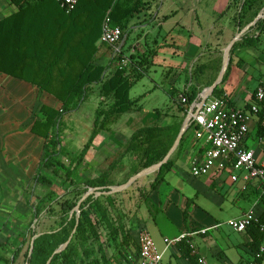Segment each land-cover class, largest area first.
<instances>
[{"label": "crops", "instance_id": "1", "mask_svg": "<svg viewBox=\"0 0 264 264\" xmlns=\"http://www.w3.org/2000/svg\"><path fill=\"white\" fill-rule=\"evenodd\" d=\"M26 3L28 0H0V20L17 13L20 6ZM210 3L206 0H151L149 11L152 15L140 28L144 30L143 35L149 32L151 39L147 46L156 50L151 67L161 69L165 84L162 87L156 84L149 87V94L143 100L153 97L155 104L167 103L171 100L167 89L177 78H181V82L183 78V83L180 82L182 92L189 91L187 86L190 85L191 78L186 76L189 71L187 66L191 61L203 60L201 50L206 43L205 26L197 10L207 8ZM229 6L230 3L224 11ZM135 28L136 25H133V31ZM127 46L124 41L122 50L125 51ZM148 47L146 50L141 48L140 52H136L134 48L128 54L141 55ZM100 57L103 55L97 53L96 60ZM239 57L231 59L230 53V73L221 86L229 91L230 106L247 109L253 101L254 90L264 84V72L260 73L257 85L253 89L248 88L254 77L243 68L246 67V61L241 55ZM234 66L238 69L235 72L231 70ZM181 72L184 73L183 76ZM194 84L195 81L191 84L192 88ZM199 100L200 93L195 103H199ZM42 105L59 109L61 102L53 95L41 91L36 84L0 72V189H3V203L7 202L14 182L22 183L24 178L34 180L42 168L45 139L32 131L34 123L43 119L40 112ZM185 110L187 112L186 108ZM248 127L243 145L252 149L258 160H262L264 142L260 140L262 133L256 117L249 122ZM190 129L186 130L180 148L177 146L170 156L172 164L155 188L151 190L157 171L139 177L126 189L116 192L123 194L117 197L115 206L126 207L131 201L134 202L132 217L122 218L121 221L131 223L137 228H146L160 251L165 249L164 239L170 240L185 233L189 234L179 244L164 252L163 264H193L184 255L180 247L182 243L190 248L197 259L204 258L207 264H264V251L259 258L256 257L260 248H264V231H261V236L250 228L244 232H235L227 225L230 219L248 212L257 215L260 220V215L264 212V196L261 195L258 180H245L243 173L232 170L230 165L220 170L213 168L206 175L192 176L190 164L203 155L204 146L195 137L196 128L193 126ZM99 133L96 132L85 152L87 166L90 161L91 168L97 163L93 160V154L98 147ZM59 139L61 141L60 136ZM110 147L103 145L101 152L99 151L102 159L106 157ZM125 158L124 156L114 168L106 186L124 184L141 170V167L140 170H135L134 165L129 167L126 164L125 168L120 169L123 176H115ZM112 161L106 162L101 172L89 178H96L104 173ZM32 170L36 172L32 174ZM59 174L60 171L57 175ZM130 233L133 242L125 250L128 256L131 251L136 254L138 249L137 234H133V230ZM110 251L113 254L114 250ZM124 258L119 260L118 256H114L110 259L107 256V263L129 264V259Z\"/></svg>", "mask_w": 264, "mask_h": 264}, {"label": "trees", "instance_id": "2", "mask_svg": "<svg viewBox=\"0 0 264 264\" xmlns=\"http://www.w3.org/2000/svg\"><path fill=\"white\" fill-rule=\"evenodd\" d=\"M150 7L151 0H79L76 9L66 14L54 0H28V3L20 6L17 13L0 20V72L36 84L41 91L53 95L61 102L59 109L42 105L40 112L43 119L36 121L32 127L33 132L45 139L42 169H52L53 175L64 170L65 177L62 183L69 182L74 189L79 190L80 195L86 189L106 187L108 178L125 156L129 146L110 163L104 173L96 178L86 179L83 182L86 189H82L81 185L75 183L72 178L76 166L66 167L58 160L61 144L58 128L61 116L78 109L95 85L100 87L99 92L104 98L112 100L107 110H102L101 104L96 109L92 134L82 149V154H85L98 130L106 129L108 124L120 115L140 108V101L148 92L136 98H131L129 92L138 81L147 75L156 55L155 48L148 47L147 51L141 55L130 54V64L126 67H120L121 56L113 52L107 64H97L96 54L100 44L102 22L108 10H110L109 16L112 24L121 29V42L123 43L128 38L131 22L139 15L147 14ZM257 29L259 32L257 35L245 33L242 36L241 47H252L259 42L260 34L264 32V19L257 22ZM235 48L234 44L231 54ZM121 53L124 54V51L121 50ZM231 62L232 60L229 62L222 82L227 77ZM213 95L221 96L218 87L214 89ZM183 97L190 106L199 99V93L195 89L184 91ZM262 109L264 111V106ZM191 127H193L192 121L188 129ZM259 131L262 133L261 129ZM186 132L178 148L182 145ZM136 137L137 135H133L131 143ZM156 145L147 150L141 169L160 162L170 148L163 147L161 143ZM230 163L229 160L226 165ZM171 164L170 157L157 171V177L151 185V190L163 179L164 173ZM34 179L38 183L50 182V179L42 175L41 171ZM46 198L43 199L46 200ZM43 199L33 207L36 226L39 222ZM106 199L109 206L114 204L111 194H106ZM77 203V195L58 202L59 227L38 235L32 243L30 256L28 252L31 244L27 245L24 253L25 263L46 264L52 256L49 264H82L76 261L78 245L100 238V234L96 232L98 221L92 220V213L99 210L105 218L108 211L106 207H102L99 197L95 198L91 195L81 203L79 215L76 218L75 212L72 215L70 212L74 210ZM76 219H78L77 227L69 244L62 252L53 255V252L69 238L75 227ZM260 220L264 225V212L260 215ZM249 228L258 235H262L259 224H254ZM116 230L117 226L112 228L113 232H117ZM31 232V237H34L36 235L34 230L31 229ZM74 239L78 242L74 243ZM26 243V239L23 238L9 258L1 252V249L6 248L7 242L0 243V264H18L17 261ZM180 247L184 255L193 264H197V258L191 253L190 248L184 243ZM98 249L101 250L100 245ZM101 259H103L102 264H107L103 254ZM93 264H100V261L95 259Z\"/></svg>", "mask_w": 264, "mask_h": 264}, {"label": "rangeland", "instance_id": "3", "mask_svg": "<svg viewBox=\"0 0 264 264\" xmlns=\"http://www.w3.org/2000/svg\"><path fill=\"white\" fill-rule=\"evenodd\" d=\"M206 1L211 2L210 5L205 9L197 10L206 31V43L201 50L204 58L202 61H191L187 66L188 68L186 67L187 71L189 69L186 76L188 79L191 78V83L187 86V90L190 91L194 88L200 94L217 79L222 69L223 55L227 45L240 30L245 28L248 24L253 23L258 14L264 11V0ZM229 3V9L224 11ZM223 11L224 14H222ZM151 15L152 13L149 11L147 14L139 15V17L131 22L128 38L126 39V44L128 46L124 51L125 53L128 54L130 50L134 48L136 52H140L141 48L146 50L151 37L149 36V32L143 35L144 30H141L140 27L141 24L150 19ZM260 20L263 19H259L258 21ZM257 22L250 26L247 33L251 35L259 34L257 31ZM133 25H136V30L134 31ZM99 43L97 53L100 56L103 55V57L96 60V63L107 64L113 50L106 44H102L100 41ZM240 43L241 40L235 43L236 48L231 54V59L233 57L240 58L239 56L241 55V58L246 61V67H243L241 62L238 61V63L240 68L243 67L247 69L248 73L253 75V80L248 84V88L253 89L257 85V79L260 73L264 72V32L260 34L259 42L255 46L245 48L241 47ZM231 70L235 72L238 69L234 66V68L231 67ZM229 73L230 72H228L227 76ZM183 75L184 73L181 72V76ZM163 79L165 80L159 67H150L147 71V75L130 89L129 96L131 98H136L148 92L149 87L154 84L162 87L165 84ZM180 79L181 78H177V80H174V84L167 89L168 93L171 95V100L167 101V103H162L161 105L155 104V98L148 97L140 101L139 109L120 115L109 123L105 130H102L104 131L103 133L101 130L97 131L100 133L98 136V147L93 154V160L97 161L94 168L90 167V161L88 162L89 166H87L86 153L82 154V149L92 133L96 109L101 104V109L107 110L112 100L104 98L99 92L100 87L95 85L91 88L87 98L78 109L62 114L58 128L62 143L58 153V160L66 167L76 166V170L72 175L75 183L81 185L82 189H86L83 182L89 177L97 174V172H101L106 162L116 159L127 146L129 147L125 152L126 158L123 160L119 169L117 168L118 171L115 176H123V174L121 175L123 172H121L120 169L125 168L126 164H129V167H133L132 165H134L135 170L139 169L144 161L147 150L157 146L156 144L161 143L163 147H171L187 117V112L185 110L186 106L181 103L183 92L180 88H182L181 83H183V78L182 82L179 81ZM193 81H195V86L192 88L191 84ZM221 83L223 84V82ZM221 83H219L217 87L222 92L221 95H225L229 99V91L226 88L222 89ZM133 135H137V137L132 140L131 143ZM103 145L111 146L104 159H102V153L99 154ZM102 162L105 163L102 164ZM39 171H41L42 175L49 178L50 182L38 183L35 179L33 180V178H31V180L24 178L22 183L14 182L15 184H13L11 188L12 191L10 190L9 198L6 203L2 201L4 194L2 191L3 189H0V210H4V212H0V243L7 242L6 248L1 249L2 254L9 258L14 248L23 238L27 241L17 261L18 264H26L24 261V253L29 243H33L38 235L59 227L60 211L58 202L63 201L65 198H71L73 195H77V199L80 201L89 190L86 189V191L80 195L79 190L74 189L69 182L62 183L65 177L64 170H60V174L57 176L53 175L52 169L41 168ZM31 172L33 174L36 171L32 170ZM121 194H111L114 200L112 206L107 204L105 194L102 196L94 193L89 195H93L95 198L99 197L102 207H106L108 214L106 213V217L104 218L99 210L92 213V220L98 221L96 232L100 234V238L98 240H88L83 243V245H78L76 257L78 263L93 264V260L97 259L100 261V264H102V254L105 260H108L107 256H109L110 259L114 258V256H118L119 260L124 257L131 260V258L134 257L133 251H131L128 256L125 250L129 243L133 242L130 231L133 230V234H135V232L137 234L140 228H137V226L131 223L126 224L121 221L122 218L128 219L132 217L134 203L131 201L130 207L115 206L118 202L116 199ZM43 198H46V200ZM41 199H43L44 202L42 204L39 222L36 226L35 223L37 221L33 217V207L36 206ZM71 212L70 215H72ZM75 216L77 218L78 214L75 213ZM116 226L117 232H113L112 228ZM127 226L130 227L128 228ZM31 229L34 230L36 234L34 237H31ZM73 242L77 243L78 241L74 239ZM99 245L101 246V250L98 249ZM110 249L114 250L113 254ZM129 264H132V262Z\"/></svg>", "mask_w": 264, "mask_h": 264}, {"label": "built area", "instance_id": "4", "mask_svg": "<svg viewBox=\"0 0 264 264\" xmlns=\"http://www.w3.org/2000/svg\"><path fill=\"white\" fill-rule=\"evenodd\" d=\"M66 13L73 12L79 0H54ZM107 11L102 22L100 42L112 48L113 54L121 56L120 67L130 64V54H122L121 29L111 22ZM253 101L249 108L239 109L229 105V99L225 95H210L204 104L187 105L182 97L181 103L186 106L187 114L191 115V121L196 128L195 137L204 146L203 155L195 158L190 164V173L198 177L208 174L213 168L225 169L227 161H231L232 170L242 172L245 180H258L261 195L264 196V153L262 160L255 157L254 151L243 145L248 134V124L256 117L262 135L260 140L264 142V84L259 85L253 93ZM196 111V114L194 112ZM259 224L264 231L259 217L252 212L245 213L237 218L227 221L229 228L235 232H244L250 226ZM204 232V230L202 231ZM189 234L185 233L174 239H164L165 249L160 251L151 234L146 228H140L137 232V252L131 258L132 264H163V255L171 246L179 244ZM264 248H260L256 257L259 258ZM197 264H207L204 258H198Z\"/></svg>", "mask_w": 264, "mask_h": 264}, {"label": "water", "instance_id": "5", "mask_svg": "<svg viewBox=\"0 0 264 264\" xmlns=\"http://www.w3.org/2000/svg\"><path fill=\"white\" fill-rule=\"evenodd\" d=\"M259 19H264V11L260 12L257 16V18L255 19V21L253 23H250L248 24L247 26H245V28H243L242 30H240L238 32V34L232 39V41L227 45V47L225 48V51H224V55H223V64H222V69L217 77V79L215 80V82L213 84H211L209 87L205 88L202 93L200 94V100H199V107H201L204 102L206 101V99L213 94V91L214 89L217 87V85L219 83H221V81L223 80V77H224V74L226 73L227 71V68L229 66V62H230V53H231V49L232 47L234 46V44L238 41V40H241L242 36L244 35V33L247 32V30L250 28V26L252 24H254L255 22H257ZM194 114H196V111L194 112ZM190 121H191V115L190 114H187V117L184 121V124L177 136V138L175 139L174 143L172 144L171 148L168 150V152L166 153V155L164 156V158L156 163V164H153L147 168H144L142 170H140L138 173H136L135 175H133L131 178L128 179L127 182H125L124 184H121L119 186H106L104 188H90L86 194H84V196L81 198L80 201H78L77 205L75 206L74 210L71 212V214H73L74 212L76 214L79 215V208H80V205L82 203V201L87 198L90 194H113V193H116V192H120L124 189H126L127 187H129L133 182H135L139 177L141 176H144V175H147V174H150V173H153V172H156L158 171L161 166L163 164H165L168 159L170 158V156L172 155V153L175 151V149L177 148L184 132L189 128L190 126ZM35 221V220H34ZM77 223H78V219H76V224H75V227L73 228V231L72 233L70 234L69 238L66 240L65 243H63L58 249H56L54 252H53V255L57 254V253H60L62 252L66 247L67 245L69 244L75 230H76V227H77ZM31 251H32V242H31V246H30V250H29V256L31 254ZM52 257V256H51ZM51 257L47 260L46 264H49L50 261H51ZM28 264V263H26Z\"/></svg>", "mask_w": 264, "mask_h": 264}]
</instances>
